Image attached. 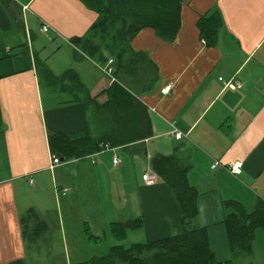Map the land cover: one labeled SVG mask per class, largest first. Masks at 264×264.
<instances>
[{"label":"crops","instance_id":"crops-1","mask_svg":"<svg viewBox=\"0 0 264 264\" xmlns=\"http://www.w3.org/2000/svg\"><path fill=\"white\" fill-rule=\"evenodd\" d=\"M211 11L222 18L213 45L197 26ZM95 19L83 0H0V264L28 257L34 264H79L103 256L80 252L79 246L89 242L76 233L65 249V216L69 227L83 230L86 223L91 231L140 219L142 225L131 229L140 233L139 242L171 236L172 220L180 214L171 189L159 176L151 184L142 179L155 154L175 156L188 166L187 180L198 193L195 223L206 227L215 260H240L246 254L233 256L229 250L223 201L251 212L264 199V0H181L174 38L141 28L115 80L146 107L151 136L50 168V132L72 135L88 128L98 138L111 128L110 114L94 109V102H106L113 82L101 68L107 61L89 57L71 42L83 37ZM42 23L50 26L48 32H39ZM47 47L57 54L52 60L43 56ZM67 68L77 71L84 85L80 92L52 87L43 71L59 75ZM221 77L238 80L241 87H224ZM166 85L168 94H161ZM84 94L94 100L91 108L83 105ZM174 128L180 139L171 134ZM113 155L119 165L112 163ZM214 161L223 166L211 169ZM235 161L243 163L239 175L228 170ZM50 187L55 209L45 194ZM30 207L48 231L27 246L20 216ZM54 227L62 230L65 244L60 258L49 252L59 241Z\"/></svg>","mask_w":264,"mask_h":264},{"label":"trees","instance_id":"trees-1","mask_svg":"<svg viewBox=\"0 0 264 264\" xmlns=\"http://www.w3.org/2000/svg\"><path fill=\"white\" fill-rule=\"evenodd\" d=\"M83 1L96 12V19L83 37L73 38L71 42L89 57L101 62L111 59L114 77L123 68L129 43L141 28L151 27L158 37L170 40L180 27L181 0ZM221 22L217 11L206 13L198 19L200 35L209 45L216 44ZM25 55L28 59L27 51ZM43 71L52 87L60 85L65 90L77 92L84 88L73 68H67L59 75L48 69ZM107 93L109 96L103 104H96L87 95L83 105L88 109L89 103L94 102V109L108 112L110 131L98 138H93L88 128L83 133L72 135L52 131L47 136L51 154L66 162L151 136L146 107L133 93L116 80L111 83ZM2 148L3 135L0 132V152ZM150 166L169 186L179 205L180 214L172 220L173 234L154 241L133 242L127 247L114 244L103 256L92 257L79 264H231L232 259L223 263L215 260L206 227L195 223L198 193L187 180L188 166L175 156L161 154L151 156ZM223 206L227 209L224 224L231 255L250 253L255 230H264V199H260L251 212H246L240 203L232 200L223 201ZM20 223L27 246L48 231L47 222L32 207L20 216ZM141 225L140 219H127L111 222L109 231L114 238L121 239L126 229H136ZM83 232L87 242L97 243L101 240L86 223ZM8 264L28 263L22 258Z\"/></svg>","mask_w":264,"mask_h":264},{"label":"rangeland","instance_id":"rangeland-1","mask_svg":"<svg viewBox=\"0 0 264 264\" xmlns=\"http://www.w3.org/2000/svg\"><path fill=\"white\" fill-rule=\"evenodd\" d=\"M51 47V46H50ZM50 47H47L46 50L43 52V56H49V58L52 60V58L54 59L56 57L57 54H54L53 51L50 49ZM64 47V46H63ZM85 94L83 95L82 99L85 100L87 99V94L86 97ZM91 108V107H90ZM2 158L0 157V163ZM70 170L72 169V165L71 166H66V170ZM53 188L50 187V189H48L46 191V197L48 198L49 204H51V206H53V208L55 209V197H53ZM30 199L34 198L32 197V195L30 196ZM32 202V201H31ZM77 217L73 216V220L75 222H77ZM125 221H116V222H123ZM70 224V222H67L66 220V216H65V221H64V225H63V234L66 235L67 237V241H66V245L60 242V232L62 230H60L58 227H54V238L59 239L58 242L54 243L53 245H51L49 247V252H50V256L51 255H55V257H62V254L64 252L63 246L65 245V249L67 250V248H71V245L68 243V239L71 238V234L76 233L77 237H84V232L83 230L78 227H69L68 225ZM92 232L95 233L96 235L100 236L101 240L98 241L97 243H90L88 245L85 244H81L80 247V252H84V254H86L85 256H90V254H95V255H101V254H105L108 250V248L111 245L114 244H122L125 247L129 246L130 244H132L133 242H139L141 241V239H139L140 237V233L138 232V230L133 231V230H127L126 229V234L123 238L121 239H116L114 238L111 234L110 231L108 229V227L105 228V231H103V229L101 227H95L94 229H92ZM259 233H263L264 235V230L263 229H257L256 230V241L253 243V252L250 254H246L245 256H243L240 260H236L234 261L232 264H264V238L262 236H259ZM52 238V237H51ZM83 238V239H84ZM90 245V246H89ZM43 246L40 245L39 248H42ZM41 250V249H40ZM52 250V251H51ZM71 250V249H70ZM41 255V254H40ZM42 256V255H41ZM56 262L58 263V260H52L49 262ZM27 262L28 264H34L31 259H29V257L27 258ZM47 262V264L49 263ZM217 264V263H214Z\"/></svg>","mask_w":264,"mask_h":264},{"label":"built area","instance_id":"built-area-1","mask_svg":"<svg viewBox=\"0 0 264 264\" xmlns=\"http://www.w3.org/2000/svg\"><path fill=\"white\" fill-rule=\"evenodd\" d=\"M49 29H50V26L47 23H42L39 27V32L46 33L49 31ZM202 42L205 43L204 40H202ZM101 68H102L103 72L110 78L111 81L115 80V77L113 75V67H112V60L111 59H108L106 64L104 66H102ZM219 80L221 81V83L223 84L224 87H231V88H240L241 87V82L238 80H235L233 78L223 79L221 77V78H219ZM169 89H170V85H166L165 87L160 89V92H161V94H168ZM171 134L174 136L175 139H180L182 137V133L177 131L175 128L171 131ZM60 161L61 160L56 155L51 154L50 165H49L50 168L59 164ZM112 163L114 165H119L120 160L117 158L116 155L112 156ZM219 166H223V165L219 161H214L211 164V169H215ZM242 166H243L242 161H235V162L229 164L228 170L235 175H239L242 171ZM142 179H143L145 184H151V183L155 182L157 179V175L151 170L149 163H147L146 169L142 174ZM63 191L65 192L66 189L64 188Z\"/></svg>","mask_w":264,"mask_h":264},{"label":"bare ground","instance_id":"bare-ground-1","mask_svg":"<svg viewBox=\"0 0 264 264\" xmlns=\"http://www.w3.org/2000/svg\"><path fill=\"white\" fill-rule=\"evenodd\" d=\"M122 138V137H121Z\"/></svg>","mask_w":264,"mask_h":264}]
</instances>
